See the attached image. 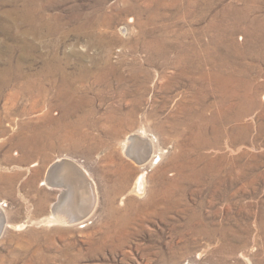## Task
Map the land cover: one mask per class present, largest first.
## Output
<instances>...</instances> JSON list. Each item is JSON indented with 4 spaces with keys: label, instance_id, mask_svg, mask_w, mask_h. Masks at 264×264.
I'll use <instances>...</instances> for the list:
<instances>
[{
    "label": "rangeland",
    "instance_id": "obj_1",
    "mask_svg": "<svg viewBox=\"0 0 264 264\" xmlns=\"http://www.w3.org/2000/svg\"><path fill=\"white\" fill-rule=\"evenodd\" d=\"M0 211V264H264V0H0Z\"/></svg>",
    "mask_w": 264,
    "mask_h": 264
},
{
    "label": "bare ground",
    "instance_id": "obj_2",
    "mask_svg": "<svg viewBox=\"0 0 264 264\" xmlns=\"http://www.w3.org/2000/svg\"><path fill=\"white\" fill-rule=\"evenodd\" d=\"M10 72V71H9ZM6 73V72H5ZM3 73V74H5ZM12 73V72H10ZM185 73V72H183ZM2 74V73H1ZM46 74V73H45ZM7 76V75H6ZM7 81V80H6ZM65 86V85H64ZM66 87V86H65ZM54 88V87H53ZM32 92V91H31ZM38 92V91H36ZM60 93V92H59ZM74 93V92H73ZM72 93V94H73ZM40 95V94H39ZM45 96V95H44ZM66 96V95H65ZM72 97V96H71ZM61 98V97H60ZM67 98V97H66ZM65 99V98H64ZM246 99V98H245ZM68 100V99H67ZM61 101V100H60ZM70 101V100H69ZM72 102V101H71ZM68 103V102H67ZM70 104V103H69ZM73 104V103H72ZM49 106V105H48ZM232 106V105H231ZM239 109V108H238ZM73 110V109H71ZM191 117V116H190ZM220 119V118H219ZM56 120V119H55ZM122 123V122H121ZM197 133V132H196ZM141 134V133H140ZM145 134V133H144ZM36 136V135H34ZM38 136V135H37ZM49 136V135H48ZM47 136V137H48ZM145 136V135H144ZM143 136V137H144ZM70 137V136H69ZM128 137V136H127ZM133 137V135H132ZM140 137H133V140H132V150H129L127 148V146H124L125 147V155L131 159H133L138 165H141L143 166L145 164V160L147 159V154L149 152V147L147 148L146 147V142L142 139H139ZM27 139V138H26ZM33 140V139H32ZM127 140V139H126ZM125 144V143H124ZM127 144V143H126ZM130 145V144H129ZM203 146V145H202ZM35 148V147H34ZM194 149V148H193ZM134 152V154H133ZM63 162H69V163H74L73 161H69V160H63L62 162L58 161L56 164H54L50 170L48 171L49 174H48V177H47V180H46V184L49 185V186H52V188H58V189H62V194L63 193H67L68 192V196L66 197H69L70 199V203H69V206L70 208H72V214L70 216H68V219L66 220L65 217L62 219H56L57 216H55L56 218H53L52 221H55V222H62V223H67V222H70V223H79L81 222L84 218L86 219L88 217V215L91 214V212L93 211L94 208H92L91 212L86 215L85 217H82V218H79V217H76V214L78 211H80V205L81 204H87L89 202V199L91 197H89L88 193L86 194L85 191L79 187V186H76V187H65L63 185H58L57 182V178H62L63 180H66V181H70L71 178H72V173L71 171L67 168V166L63 165ZM75 165H77L76 163H74ZM59 167L58 169H55V167ZM79 167V165H77ZM81 169V167H79ZM82 170V169H81ZM54 171V172H53ZM84 172V171H83ZM86 173V172H85ZM84 173V174H85ZM134 189L132 190L134 193H137V194H143L144 191H145V181H144V174L140 175L136 182H135V185L133 187ZM87 192V191H86ZM89 192V191H88ZM93 197H92V200H93V207L96 205V202H97V198H96V194H95V191L93 190ZM97 193V192H96ZM91 194V192H90ZM61 198V197H60ZM65 200V199H64ZM67 200V199H66ZM61 202V201H60ZM65 202V201H64ZM62 203V202H61ZM60 203V204H61ZM63 205V204H62ZM57 204L54 205L53 204V208H56ZM59 206V205H58ZM62 207V206H61ZM64 207V206H63ZM68 208V207H67ZM58 209V208H57ZM56 209V210H57ZM56 210H54L56 213ZM62 210V208H61ZM67 210V209H65ZM78 210V211H77ZM69 211V210H68ZM66 212V211H65ZM61 213V212H60ZM63 213H64V209H63ZM71 213V212H70ZM59 214V213H58ZM62 214V213H61ZM68 214V213H67ZM67 216V215H66ZM78 219H76V218ZM67 218V217H66ZM51 222V221H50ZM54 222V223H55ZM4 219H3V214L1 213L0 211V232L1 230L4 228Z\"/></svg>",
    "mask_w": 264,
    "mask_h": 264
},
{
    "label": "water",
    "instance_id": "obj_3",
    "mask_svg": "<svg viewBox=\"0 0 264 264\" xmlns=\"http://www.w3.org/2000/svg\"><path fill=\"white\" fill-rule=\"evenodd\" d=\"M63 165L67 166V168L71 171L72 173V178L70 181H66V180H63L62 178H57V182L58 185H63L65 187H76V186H79L81 187L85 193L89 195V197H91L89 199V202L87 204H81L79 207H80V211L77 212L76 214V217H79V218H82V217H85L86 215H88L92 208H93V200H92V197H93V187H92V184L90 182V180L87 178V176L84 174L83 170H81L77 165H75L74 163H69V162H63ZM59 167H55L54 171L56 169H58ZM53 171V172H54ZM87 191V192H86ZM89 191V192H88ZM91 192V194H90ZM75 217V218H76ZM78 219V218H76Z\"/></svg>",
    "mask_w": 264,
    "mask_h": 264
}]
</instances>
